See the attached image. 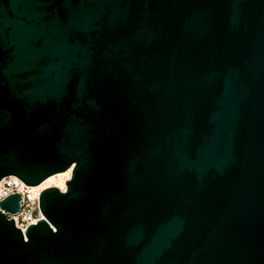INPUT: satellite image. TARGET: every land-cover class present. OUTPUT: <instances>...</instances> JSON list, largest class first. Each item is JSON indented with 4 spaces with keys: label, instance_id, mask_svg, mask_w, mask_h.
<instances>
[{
    "label": "water",
    "instance_id": "obj_1",
    "mask_svg": "<svg viewBox=\"0 0 264 264\" xmlns=\"http://www.w3.org/2000/svg\"><path fill=\"white\" fill-rule=\"evenodd\" d=\"M71 166L0 264H264V0H0V180Z\"/></svg>",
    "mask_w": 264,
    "mask_h": 264
},
{
    "label": "built area",
    "instance_id": "obj_2",
    "mask_svg": "<svg viewBox=\"0 0 264 264\" xmlns=\"http://www.w3.org/2000/svg\"><path fill=\"white\" fill-rule=\"evenodd\" d=\"M14 193L20 196L19 210L15 214L5 213V216L8 219H13L15 226L16 223H18L19 227H27L33 219L37 220L39 218V201L38 199L30 198L27 186H21L20 181L13 182L10 180V177L7 176L1 188L0 201ZM14 218H16V220H14Z\"/></svg>",
    "mask_w": 264,
    "mask_h": 264
},
{
    "label": "bare ground",
    "instance_id": "obj_3",
    "mask_svg": "<svg viewBox=\"0 0 264 264\" xmlns=\"http://www.w3.org/2000/svg\"><path fill=\"white\" fill-rule=\"evenodd\" d=\"M72 170H73V166L69 167L64 172L51 175L50 177L46 178L45 180H43L40 184H38L36 186H27V188L29 190V193H30V198L31 199H38V201H39L40 194L45 189L52 188V187L57 188L61 193H65L67 191V186L65 184H66L67 181H69L71 179ZM9 177H10V180L11 181H13V182L20 181V185L21 186H26L17 177H15V176H9ZM4 180H5V177L0 180V194H1V188L3 187ZM6 196H8V195H6ZM5 213H7V212H5ZM44 219H45V217L43 216V214H42V212L40 210L39 218L37 220L36 219H33L27 225V227L30 226V225L36 224L37 221H39V220H44ZM14 220H16V218H14ZM16 226H17V228H19L22 231V233L24 235L27 227H19L18 226V223H16ZM24 237H25V235H24ZM24 240L27 241L26 237L24 238Z\"/></svg>",
    "mask_w": 264,
    "mask_h": 264
}]
</instances>
